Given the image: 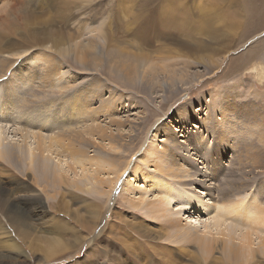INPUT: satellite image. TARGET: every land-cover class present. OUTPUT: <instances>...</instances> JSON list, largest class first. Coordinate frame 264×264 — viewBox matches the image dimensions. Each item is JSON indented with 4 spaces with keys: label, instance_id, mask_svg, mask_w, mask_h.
Wrapping results in <instances>:
<instances>
[{
    "label": "rangeland",
    "instance_id": "rangeland-1",
    "mask_svg": "<svg viewBox=\"0 0 264 264\" xmlns=\"http://www.w3.org/2000/svg\"><path fill=\"white\" fill-rule=\"evenodd\" d=\"M158 1L0 0V74L5 67L14 66L13 75L0 79V126L5 150L25 152L0 158V222L12 239L17 238L15 228L28 236L23 252L0 246V264H157L158 260L160 264H196L198 253L201 254L196 244L179 247L174 237L170 240H176V244H172L167 239L170 228L158 214L152 219L142 209L146 206L138 204L141 197L134 193L132 182L127 184L133 190L132 196L122 192L127 177H134L133 169H137L140 155L134 164L131 159L141 154L136 153L139 146L152 139L157 123L192 109H202L193 111L194 119L206 120L198 130L192 128V119L186 121L187 144L179 150L177 159L184 163V168L176 159L163 158V176H157L153 168L148 176L162 181L171 172L181 177L180 184H173L184 191V197L180 204L170 205L173 212L168 214L177 215L176 220L190 231L204 232L207 227L216 234L219 229L210 227V215L185 212L184 201L193 203L198 197L195 202L208 206L213 203L216 207L227 205L243 211L255 210L256 206L264 209V0H249L247 7L240 5L239 11L233 0H213L215 5L210 8L217 18L213 25L229 32V40L224 43L198 34L199 40L203 37L206 41L191 57L185 55V37L175 29L176 25L161 32L149 21V12L159 9ZM184 2L181 0V7ZM202 2L189 1L191 23L204 19L198 18ZM131 7L136 9L135 14ZM171 7L175 9L174 1ZM240 11H244L241 16ZM226 17L232 21L242 19L241 30L234 34L225 28L221 20ZM92 28L103 36L102 52L87 54L68 48L85 39L84 33ZM212 39L216 44H209ZM180 60L191 64L182 66ZM118 61L131 68L117 70ZM152 63L157 68L151 72V78L143 66ZM253 67L256 70H249ZM58 68L66 74L59 84H54L49 73ZM177 69L176 76L166 79L165 71ZM126 73L130 76L126 77ZM141 74L145 79L140 81ZM175 124L172 128H178ZM50 142L58 146L52 151L59 153L61 163L47 157V171L40 169L38 159L31 168L26 155L28 147L44 159L41 145ZM114 146L119 147L118 151L110 152ZM119 156L122 164L126 160L127 163L112 189L105 183L107 169L87 164L81 172L78 166L69 164L70 169H65L62 165L83 157L92 161L103 158L115 167ZM172 162L181 170H170ZM52 171H57L56 175ZM84 176L100 180L105 196L99 195L101 182L94 186L79 182ZM192 176L200 181L194 184ZM23 186L29 190L19 192L21 195L12 192L13 188ZM153 190L148 192L156 196V188ZM23 195L36 206L21 211L17 205ZM53 195L56 203L61 201L71 215L81 216L85 224L81 219V224L74 225L62 208H51L55 203L48 197ZM37 200L44 205L41 206L42 201L36 204ZM26 210L29 217L20 229L9 218L14 211ZM57 218L71 221L70 226L82 241L74 242L68 233H48L50 220ZM231 219L222 223L220 230ZM45 237L57 238L68 250L52 256L48 263L41 261L43 253L36 247L44 249ZM250 239L254 241V236ZM219 251H212L208 264H219L216 260L223 256ZM254 260L255 264H264V260Z\"/></svg>",
    "mask_w": 264,
    "mask_h": 264
},
{
    "label": "bare ground",
    "instance_id": "bare-ground-1",
    "mask_svg": "<svg viewBox=\"0 0 264 264\" xmlns=\"http://www.w3.org/2000/svg\"><path fill=\"white\" fill-rule=\"evenodd\" d=\"M164 1H169V3L164 4ZM173 1L175 2V9L171 7ZM173 1L172 0H159L158 3L156 4L159 7V9L155 10V12H149L148 19L151 23L155 24L160 29L161 32H165L166 29L169 27V25H173V26L176 25L175 29H178L180 34L183 37H185L183 40L186 42L182 46V48L186 50V54H185L186 57L187 56L191 57L193 55H196L195 52L198 50H201L202 44L206 41L203 37L201 40H199L198 34H204L203 36L206 35L207 38L215 37V38H218V40H220V42L227 43V41L229 40L228 36L230 35V33L227 31L221 30L219 28L217 29V27L215 25H213L217 21V18H215L216 13H213L211 8H210V6L215 5L213 0H203L202 4L204 3V6H202V7L200 6L199 12H201V14H199V16L198 15L197 16H198V18L203 17L204 19L199 20V22L197 24H194L195 22L191 23V20H193V19L190 17V11H191L192 15H193V13H192V9H190V11H189L190 5L188 4L189 1H191V0H185L183 7H181V0H173ZM236 1H240V0H233V4L235 5V8L238 7L236 9V11H239L242 4L245 6H246V4L247 5L249 4L248 3L249 0H246V1L244 0L246 3L244 1L243 2L240 1V3H237ZM147 2H154V0H147ZM138 5L139 4H137L136 6L138 7ZM129 6H132V4ZM136 6H135V8H137ZM197 7H198V5H197ZM131 8H133L132 11L136 10V9H134V7H131ZM140 10H142V9H140ZM173 10L176 11V14L171 13V11H173ZM243 12L244 11L238 12V15H240V16L243 15ZM252 12H250L251 15H253ZM135 13L133 11V14H135ZM125 15H126V13H125ZM129 15H130V13H129ZM144 15H146V14H144ZM111 16H113V15L111 14ZM150 16H154V18L152 19ZM246 18L248 19V17H246ZM220 20H221V18H220ZM229 20H231V19H229ZM229 20H227V17H226V20L224 18L223 21L221 20V22L224 24L225 28L229 29L231 32L236 34V30L237 29L241 30V28L243 27V25L240 23V20H242V19L235 20V21H232V20L229 21ZM84 34L87 35L85 39L80 41L77 45H75L73 47H68V48H74L75 51L87 52V54H89L92 51H94L93 54H99L100 52H102L105 49L103 36L98 30H95L94 28H92V29L87 30ZM239 35H240V32H238V34H237V40L240 39ZM209 44H216V41L213 40L212 42H209ZM204 47L207 48V45L205 44ZM225 47L228 48V45H226ZM107 48H108V45L106 44V49ZM63 50H66V49H63ZM251 54H252V52H251ZM112 56L114 57V54H112ZM201 58H203V57H201ZM175 63H176V61L173 62L172 64H175ZM179 63L182 66L188 65L189 63L191 64V62L187 63V60L185 61V63H184V61L180 60ZM168 65H171V64H168ZM164 66L166 68V65H164ZM13 67L14 66L10 67V65L5 67L4 71L0 74V79L6 75H13V73H12ZM116 68L119 71H123V70H127L131 67L126 62L118 61V65L116 66ZM155 68H157V67L154 63L149 64L147 66H143V70L146 73L150 74L151 78H152L151 72H153V70ZM252 69L256 70V67H253L249 70H252ZM8 71H9V73H8ZM177 72H179L178 69L175 71H169V70L165 71V74L167 76L166 79L170 78L171 76H176L175 73H177ZM65 74H66V71H63L62 68H58L55 70H51L49 73V76L51 77L54 84H59L64 79ZM128 76H130V73H126V77H128ZM8 77L9 76H7L6 78L4 77V78L7 79ZM139 79L141 81L142 79H145V76H142V74H141V77ZM166 84H168V83H166ZM103 86H101L100 88H103ZM161 88L163 89V87H161ZM201 110L202 109H200V108L197 110L192 109V111H188V112H185L179 116L172 117V119L169 118L167 120V122H165V123L161 122V121L157 123L156 127H154V129H153L152 139L149 141V143L150 142H152V143L149 146H147V144H149V143H148V140H146L141 146H139L140 148L136 152V153L140 152L141 154H138V155L136 154L134 156V158L131 159V164H132V162L134 164V161L140 155V157L138 158L139 164L137 166V169H133V173L135 172V174H133L134 177H132L131 175L128 176L127 179L125 180V184H123V189H122L123 195L132 196L131 194L133 193V190L127 186L129 181L132 182L133 187L135 189L134 193L138 194L141 197V199H138V204L139 205H145L147 208V209L146 208H142V209L147 210V214L152 219H156L155 214H158L160 217L163 218L165 225L168 228H170L171 232L167 236L168 240H170L172 237H174L177 240L179 247H182L180 245H187L189 243H192L193 245L196 244L195 246H197L199 248V250H200L199 252L201 253V254L198 253V255L194 261V263H196V264H208V262H210V261H207V259L212 254V251L213 250L219 251L217 248L214 247L215 246L214 243L217 244L218 247L222 248V251H219V252H220V254H223L222 257H224V258L221 257L219 260H216V261H219V264H255L256 261L254 259L261 260L260 262H263L262 261V260H264L263 259L264 258V209L263 208L259 209L258 206H256L255 210L249 209L248 211H243V209L238 210L233 206H227V205H219L216 207L215 204L211 203V206H208L207 204H203L201 201L195 202L198 199V197L195 198L193 203L192 202L188 203V202L184 201L185 205H183V206L186 209L185 212H187V213L191 212L193 215L200 214V213H205L207 215H210V220L212 221L210 227H213V229H215V230L219 229V231L216 234L211 233L212 231L208 230L207 227H204V229H205L204 232H202L199 229L195 230L193 232V231L186 229V225L180 224L176 220L177 215L173 216L174 217L173 218L171 214H168L169 211L171 210L170 205L174 202H175V204L176 203L180 204L179 201L182 200V198L184 197L183 196L184 191H182L180 189H176L174 184H173L174 182H179V184H180L181 177L178 176L177 174L171 173V172H167L166 178L163 177L162 181H160L161 180L160 178L155 177V176H152L151 178L148 177L150 175V171L152 170V168H153V172H155L157 176H163V170L160 168L161 160L163 158L167 159L168 161H173L174 159H176V160L178 159V157H179L178 155L180 154L179 150L183 149L184 144H187L188 128L185 127L187 120L192 119L190 123L192 125V128H194V129L198 130V129H201L202 127L205 126L204 123H205L206 119L202 120L199 118L200 121L194 119L193 111H195V113H197ZM164 121H166V120H164ZM174 123H176L178 125V128L177 127L172 128L173 127L172 125H174ZM1 129L2 128L0 126V158L6 159L8 157H16L18 154L25 155V152L18 153V152L13 151V150H11L10 152L5 150V148H4L5 143L3 141L4 138L2 135ZM175 133H177L179 135L176 136ZM158 134H160L159 137L157 136ZM178 138L180 140H177ZM57 147L58 146H56L55 142H50V143H46V144L41 145L40 150L42 151V155H43V157H46L44 159H42L40 157L39 153L33 151L31 148L28 147V149L26 151L27 152L26 155L29 159L30 167L32 168L33 164L35 162H37V159H38L39 160L38 166H40V169L47 171V169H48V165H47L48 158L47 157H50V158L53 157L51 159L56 160V162L58 164L61 163V158L58 157L59 153H55L54 151H52V148H54V150H55V149H57ZM93 148H95V147H93ZM141 148L143 149L144 153L140 151ZM116 149L118 151L119 147L114 146V148L110 149V152L115 153ZM189 149H191V148H189ZM97 159L98 160L93 159V161H92V159H90V158L87 159V158L81 157V158H76L74 161L67 160V161L63 162L64 164H62V165H65V169H66V167H68L70 169L69 164H71V166L73 165L75 167L78 166L79 169L81 170V172L85 169V167H87L86 166L87 164L88 165L91 164L92 166H96L98 168H104V170L107 169L108 175L105 178V183H108L109 189L110 188L112 189L114 184L117 182L118 178L121 176L120 173L125 168L127 160L122 164L120 162L121 158L119 156L117 165L115 167H113L110 163H108V162L106 163L105 161H103V158H101V159L97 158ZM68 161H69V163H68ZM176 162H178L180 167L184 168V163L182 161L177 160ZM163 163H164V161H163ZM174 163L175 162H172L171 164H169L170 170H181ZM50 173H53V175H56L55 173H57V171H54V172L52 171ZM191 173H194V172L191 171ZM59 174H60V172H59ZM195 177L196 176H192V178H191V181H193V183L200 181V180H197ZM82 178H83V180H80L79 182L88 183L91 186H94V184L95 185L100 184V182H101L100 180H98L97 178H94L93 176H91V177H85L84 176ZM118 183H120V182H118ZM77 186H78V183H77ZM101 186H102V182L100 184V194L99 195L105 196V194H103ZM153 188H156V190H157L156 196L153 195V192H154ZM27 189H28V186H23L21 188H13L12 192L16 193L18 195H21V194H19V192H22L23 190L27 191ZM151 190H153V192H148ZM151 195H153L152 198L150 197L151 199H148V196H151ZM33 196H36V194H33ZM37 196H40V194H37ZM48 198H50L55 203L51 206V208H62L63 209L62 213L69 215L71 217L72 222H73L72 224H74V225L81 224V223H79V221L81 219H83V218H81V216L71 215V213L68 211V209L60 203L61 201L58 203L55 202L54 195L49 196ZM130 198L131 197H128L129 201L132 202V200ZM18 201L20 203L17 206L21 211L26 209V207L32 209L34 206H36L35 203L28 202L24 198V195H23V198L19 199ZM40 201H42V200H37L36 204L39 205ZM42 205H44V202L41 203V206ZM214 206H215V209L213 210ZM244 206H246V205H244ZM3 207L1 208L2 210H3ZM246 207H248V206H246ZM177 211H180V210L177 209ZM25 212H27V210L24 212L14 211V214L12 216H10V218H9L11 221H15L17 224V227L20 229H23L22 225L25 224L24 223L25 219H28V217H29V214H27V213L25 214ZM175 213L178 214L177 212H175ZM99 216H97L95 218V222L98 220ZM230 218H233V219H231L232 222L226 223L228 225L223 227L224 230H220V226L224 225L222 223H224L226 220H229ZM236 219H244V220L241 222L238 221L237 223H233L236 221ZM50 222H51V225H49V220L46 221V224L49 225L48 226V233H50L54 236H57V235L60 236V235H64V234L68 233V234H70V236L74 237L73 238L74 242H81L82 241V239L77 236L78 235V234H76L77 231L75 230V228H73V225H72V227L70 226L71 224H69V223L71 221L62 220L60 218H57V219L50 220ZM83 223L85 224L84 219H83ZM92 223L94 224L93 219H92ZM209 225H210V223H209ZM244 226H245V228H244ZM5 228L6 227L4 226V224H2L0 222V235H1L0 236V246H2L3 248L4 247L9 248L13 252H17V253L23 252L22 246L26 245L25 240L27 239L28 236H26L24 232L18 231L13 226V228H15V232H16L15 236H17V238L12 239L10 237L9 232L5 231ZM209 229H211V228H209ZM198 231H201V232H198ZM253 236H254V241H251L250 238H252ZM44 239L46 240L45 242L47 243L46 246L44 247V249L41 250L37 247H36V249H37V251H42V253H43L42 256H44V259H41V261H43L45 263H48L52 256L57 255L59 253H64L65 251L68 250V248H66V246L61 241H59L57 238H51L50 239V238L45 237ZM176 240H175V242L170 240V242L172 244H176ZM31 242H32V240H31ZM31 246H33V245H31ZM30 250H32V247ZM261 254H262L263 258L261 257ZM11 260L13 261V259H11ZM141 260H143V259H141ZM14 261H16V260H14ZM157 264H160L159 260H158Z\"/></svg>",
    "mask_w": 264,
    "mask_h": 264
}]
</instances>
